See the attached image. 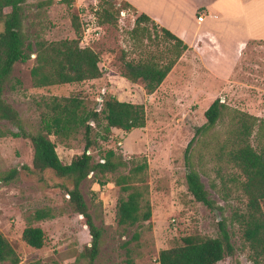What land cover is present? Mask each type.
Listing matches in <instances>:
<instances>
[{
    "label": "rangeland",
    "instance_id": "rangeland-1",
    "mask_svg": "<svg viewBox=\"0 0 264 264\" xmlns=\"http://www.w3.org/2000/svg\"><path fill=\"white\" fill-rule=\"evenodd\" d=\"M107 2L113 6L114 21L101 24V10ZM122 3L26 0L22 5L26 42L48 45L78 38L79 47H91L99 54L103 75L81 83L36 87L31 76L37 64V51L33 49L29 61L13 66L2 98L17 111L24 129L33 134H45L43 119L52 117V105L63 98L80 99L88 113L99 111L102 98L108 95L144 106L143 128L130 132L112 129L108 141L100 139L105 124L102 116L100 126L91 124L95 143L87 154L92 163L103 162L104 152L113 150L127 164L125 169L113 173H90L80 185L89 213L103 231L95 264H127L128 260L132 264H159V252L180 245L184 237L218 238L219 222L225 224L230 234L234 254L217 264H253L241 223L247 203L242 190L244 177L230 154L244 142L257 153L264 149V41L251 43L254 47L244 52V63L236 68L233 82L220 89L219 84L210 82L211 77L207 76L208 81L204 76L205 69L197 50L194 51L198 46L182 54L181 48L167 40L152 23L137 25L135 13ZM232 3L230 0L229 9L220 12L224 19L234 22L218 30L223 54L233 50L240 35L227 33L232 26L241 29L235 26L240 11ZM159 9L155 13L169 31L184 34L185 38L192 34L194 28L183 10H169L166 5ZM253 16L248 13L247 18H240L242 27L246 20L255 29L264 25V11L260 24ZM74 17L80 25L78 33L72 26ZM199 47L208 49L201 41ZM176 58L175 67L151 95L145 93L142 82L131 84L120 76L123 62L155 61L163 66ZM216 99L221 105L220 116L212 129L202 131L206 123L204 112ZM16 132L10 122L0 120V177L13 169L20 171L13 181L0 186V233L18 254V264H86L82 253L89 246L90 236L82 217L68 205L66 189L72 187L71 182L51 171L39 174L22 170V166H32L33 151L28 140L13 137ZM83 134L80 127L65 139L48 137L55 143L62 164H69L82 154ZM140 165H145L138 178L147 186L144 200L149 203L151 217L139 225L120 226L117 204L125 194L116 182ZM188 168L199 174L209 198L222 211L208 209L188 193ZM41 209L50 211L53 217L34 221L33 214ZM261 209L264 215V202ZM145 210L142 202L141 211ZM28 225L43 230L45 242L41 249L31 248L21 240Z\"/></svg>",
    "mask_w": 264,
    "mask_h": 264
},
{
    "label": "trees",
    "instance_id": "trees-1",
    "mask_svg": "<svg viewBox=\"0 0 264 264\" xmlns=\"http://www.w3.org/2000/svg\"><path fill=\"white\" fill-rule=\"evenodd\" d=\"M72 1V0H69ZM26 0H0V21L3 31L0 33V120L10 122L18 132L13 133L15 138L28 140L32 148V166L21 167L30 173L43 174L51 171L56 177L67 179L72 187L66 189L69 195L68 205L80 215L90 236L89 246L82 253L86 264H95L102 245L103 231L99 228L89 213L83 200L80 185L90 173H113L119 169H125L127 164L121 156L113 150H106L103 162L92 163V157L87 151L94 145L92 138L94 124L100 126V115L105 124L102 128L100 139L108 141L112 129L130 132L133 129L145 126V109L142 104L119 101L112 95L102 98L101 109L88 113L84 109L83 102L76 97L63 98L62 102L52 105L53 115L43 119L45 134H33L24 129L22 120L17 111L3 98L6 82L16 63H26L30 54L37 51L36 66L31 70V76L36 87H49L54 85H66L81 83L87 80H95L102 77L103 72L99 66V54L91 47H79V39L62 40L48 45L43 43L31 44L26 42L23 32L22 5ZM123 7H132L122 3ZM113 6L107 2L101 10V24H110L114 21L115 14L111 11ZM134 12V11H133ZM119 13V11H118ZM150 19L144 15H137V25L149 23ZM73 29L76 33L80 25L77 18H73ZM162 35L175 46L181 48V52L187 47L168 30L160 28ZM36 47V48H35ZM177 58L167 61L163 66L155 61L123 62L120 76L131 84L142 82L147 95L153 94L176 64ZM219 99L214 100L204 112L206 120L202 131L212 129L220 116ZM83 127L85 145L80 156L75 157L69 164H62L55 151L56 145L49 140L50 135L65 139L76 128ZM247 130V127H244ZM200 131V129H199ZM231 161L238 167L244 177L242 185L243 193L247 199L246 214L242 217L244 226L243 237L251 250L253 264H264V215L261 204L264 202V149L257 153L246 142L238 146L230 154ZM145 165L130 169L129 175L121 177L116 184L121 187L125 196L121 197L117 204L116 218L120 226L139 225L151 217L148 201L144 200L147 186L138 178ZM19 169H13L0 177V186L7 185L19 174ZM186 187L188 193L199 203L210 210L222 211L208 196L200 180L199 174L192 168H188L186 175ZM130 183L142 185L132 186ZM144 202L146 210L141 211ZM50 211L41 209L35 211L32 216L34 221L51 219ZM139 227V226H138ZM219 237L203 239L198 236H188L181 239V244L159 252V264H217L227 258H232L234 247L230 242V234L223 222L218 223ZM21 240L29 247L41 249L44 246L45 235L41 228L32 225L26 226L21 233ZM0 262L18 264L19 256L9 241L0 233ZM127 264H132L127 261Z\"/></svg>",
    "mask_w": 264,
    "mask_h": 264
},
{
    "label": "crops",
    "instance_id": "crops-1",
    "mask_svg": "<svg viewBox=\"0 0 264 264\" xmlns=\"http://www.w3.org/2000/svg\"><path fill=\"white\" fill-rule=\"evenodd\" d=\"M129 4L135 15L144 14L150 19V23L155 25L157 28H164L168 30L169 28L160 20L155 11H159V7L167 6L169 10H183V13L190 18L194 31L190 36L186 38L183 35H178L173 31H169L171 34L180 39L183 44L187 47V51H191L194 46H198L194 49L197 50L196 55L200 59V64L204 67L203 72L207 76L212 78V81L208 79L211 83L215 82L219 84V88H227L233 80H231L232 75L235 73L236 68L241 66V60L244 56V52L251 47L253 48L252 42L264 41V25L260 28L252 27V23L246 20L244 26L240 23V18H247V14H254L252 19H259L257 22H261L262 12L264 8V0H232L237 9L240 11L238 18L235 19L237 28L232 26V29L227 33L240 34L237 43L233 50L230 52L221 53V33L218 31L222 30L225 24L232 23L233 21H228L229 19H224L220 14L223 10H228L230 5V0H121ZM238 5V6H237ZM199 12H196L198 11ZM203 13L204 19L202 22L197 21L198 14ZM221 15V16H220ZM239 26V27H238ZM199 41L205 42L208 49L200 48ZM181 54V55H182ZM181 57V56H180ZM179 60V59H178ZM244 63V62H243ZM242 63V64H243ZM177 64V62H176ZM175 64V65H176ZM173 66V68L175 67ZM172 68V69H173ZM171 72V71H170ZM169 75V74H168ZM167 75V76H168ZM166 79V78H165ZM164 79V80H165ZM128 82V81H127ZM164 82V81H163ZM162 82V83H163ZM162 85V84H161ZM160 85V86H161ZM159 86V87H160ZM158 90V89H157ZM156 90V91H157ZM155 91V92H156Z\"/></svg>",
    "mask_w": 264,
    "mask_h": 264
},
{
    "label": "built area",
    "instance_id": "built-area-1",
    "mask_svg": "<svg viewBox=\"0 0 264 264\" xmlns=\"http://www.w3.org/2000/svg\"><path fill=\"white\" fill-rule=\"evenodd\" d=\"M203 19H204V15H203V13L198 14L197 21H198V22H202Z\"/></svg>",
    "mask_w": 264,
    "mask_h": 264
}]
</instances>
